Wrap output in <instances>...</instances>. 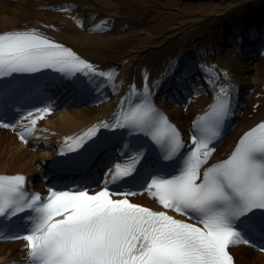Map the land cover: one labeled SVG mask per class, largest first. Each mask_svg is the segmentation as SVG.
<instances>
[{
    "label": "snow or ice",
    "instance_id": "1",
    "mask_svg": "<svg viewBox=\"0 0 264 264\" xmlns=\"http://www.w3.org/2000/svg\"><path fill=\"white\" fill-rule=\"evenodd\" d=\"M86 68L96 71L72 48L36 29L0 34V77L45 69L74 74ZM228 106L226 95L217 97L211 112L201 118L207 135L192 137L194 150L175 175L167 173L166 161L180 152L183 142L175 124L153 104L147 86L140 103L121 114L123 124L97 125L86 134L90 138L100 127H128L150 137L144 141L149 152L144 163L140 164L144 153L138 152L130 163L115 165L116 175L129 176L139 164L137 176L151 177L150 188L160 203L195 222L132 203L129 192L116 193L107 186L91 193L88 187L67 191L50 187L44 197L40 192L29 194L23 175H0V216L36 213L28 217L35 223L25 238L38 264H235L230 245L251 243L246 238L250 232L264 234V123L248 131L227 159L201 172L203 158L215 151L209 144ZM52 110L51 105L35 109ZM84 145L81 138L74 148L83 151L57 159L54 166L62 171L87 168L104 140ZM161 152L166 153L163 158ZM114 195L123 198L114 199Z\"/></svg>",
    "mask_w": 264,
    "mask_h": 264
},
{
    "label": "bare ground",
    "instance_id": "2",
    "mask_svg": "<svg viewBox=\"0 0 264 264\" xmlns=\"http://www.w3.org/2000/svg\"><path fill=\"white\" fill-rule=\"evenodd\" d=\"M70 1L73 0H0V32L36 29L68 44L95 66L94 78L86 90L102 89L108 99L91 96L90 103L52 115L45 123L46 151L23 147L9 132L0 130V174L23 173L31 180L41 178L42 163L55 153L57 144L94 125L120 123L128 103L146 86L165 108L170 107L163 92L178 86L179 78L189 79L190 61L180 59L184 52L192 59L189 55L200 42L208 45L207 52L213 58L226 62L229 71L206 85L201 95L205 97L198 99L188 115L170 110L173 119L185 130L186 122L206 110L222 88L233 95L236 121L217 147L213 162L226 158L243 133L264 123V59L251 64L240 52L221 48L227 44L238 49V40L258 27L252 22L256 14L243 7L264 0H213L214 10L206 13L190 11L189 0H133L130 8L119 13L116 0H92V5L87 0H78L79 6L74 9ZM91 12L97 13L98 18L92 17ZM102 17H107L104 26L97 24ZM245 19L247 23L243 24ZM125 24L129 28L123 30ZM229 24L239 26L231 31L224 28L217 39L214 29ZM101 72L111 76H102ZM80 87L76 82L69 92ZM200 89L193 90L194 97ZM257 94L261 96L258 98ZM195 109L201 111L193 112ZM34 182L35 188H43V183ZM234 251L238 264H264L262 254L243 246ZM21 255L20 244L0 245V264H16Z\"/></svg>",
    "mask_w": 264,
    "mask_h": 264
},
{
    "label": "rangeland",
    "instance_id": "3",
    "mask_svg": "<svg viewBox=\"0 0 264 264\" xmlns=\"http://www.w3.org/2000/svg\"><path fill=\"white\" fill-rule=\"evenodd\" d=\"M132 4L133 0H117V5L122 8L127 7L128 9ZM187 8L190 11L198 10L201 13H206L208 11L214 10L215 2L213 0H189L187 3Z\"/></svg>",
    "mask_w": 264,
    "mask_h": 264
}]
</instances>
